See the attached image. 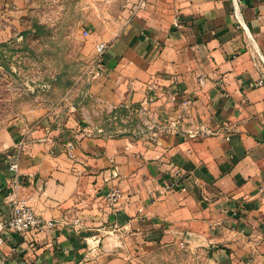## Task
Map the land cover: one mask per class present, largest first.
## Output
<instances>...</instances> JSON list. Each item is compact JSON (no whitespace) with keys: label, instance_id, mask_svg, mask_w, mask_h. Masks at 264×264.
I'll return each mask as SVG.
<instances>
[{"label":"crops","instance_id":"1","mask_svg":"<svg viewBox=\"0 0 264 264\" xmlns=\"http://www.w3.org/2000/svg\"><path fill=\"white\" fill-rule=\"evenodd\" d=\"M139 2L83 0L78 26L90 30L93 58L82 79L0 125V217L18 162L19 195L56 221L6 233V264H150L159 252L264 264V0ZM30 4L0 0V42L25 28ZM98 42L108 48L94 74ZM168 90L192 100L205 132H162L157 142L95 127V115L150 94L157 116H176ZM114 185L123 197L112 208L103 195Z\"/></svg>","mask_w":264,"mask_h":264},{"label":"rangeland","instance_id":"2","mask_svg":"<svg viewBox=\"0 0 264 264\" xmlns=\"http://www.w3.org/2000/svg\"><path fill=\"white\" fill-rule=\"evenodd\" d=\"M82 1L31 0L25 28L0 42V125L22 115L26 102L62 100L82 79L93 58L88 52L90 30L85 34L78 26L85 14ZM134 118L138 119L134 113L115 118L102 112L94 121L97 129L129 130ZM148 260L150 264H193L183 252L150 254Z\"/></svg>","mask_w":264,"mask_h":264},{"label":"built area","instance_id":"3","mask_svg":"<svg viewBox=\"0 0 264 264\" xmlns=\"http://www.w3.org/2000/svg\"><path fill=\"white\" fill-rule=\"evenodd\" d=\"M147 0H140L138 7L142 8L146 5ZM176 24L180 22V15L176 16ZM89 30H85V34H88ZM108 44L106 42H98L96 44V60L94 65L96 68L92 70L94 74H100L104 71L102 66H99L102 56ZM98 65V66H97ZM205 76L200 74L199 82L203 83ZM259 85L264 84V71L263 76L257 82ZM159 88L156 81H152L148 85V89L154 91ZM165 95L172 105H178V110L176 116L172 117L170 115L164 116L163 118L157 116L153 110L152 102L156 99L154 94L148 95L138 106L132 107V105H127L129 108L128 114H136L138 119L135 123V128L133 132L141 136H147L155 141H159V136L162 132H173L178 134L187 135L190 137H197L201 131L205 132V128H201V125L196 118L191 113V103L190 98L184 97L180 103H178V92L173 90H168ZM99 132L112 134L111 131H104L103 128L97 129ZM119 132L127 130H118ZM73 146V145H71ZM19 164L18 162H12L10 164V169L13 172V180L11 181V187L6 192L7 196V206L8 209L2 213L0 217V243L5 239L6 233L9 231L18 232L25 236L29 231L36 230L41 231L45 228H51L56 224L55 220L46 219L40 216L34 209V207L28 202L27 199L19 195L20 186V174L18 172ZM173 187H178L182 184L180 180H175L172 182ZM123 197V191L119 186H111L108 191L103 195L104 201L109 207H115L119 204L121 198ZM0 264H6L5 256L0 253Z\"/></svg>","mask_w":264,"mask_h":264},{"label":"trees","instance_id":"4","mask_svg":"<svg viewBox=\"0 0 264 264\" xmlns=\"http://www.w3.org/2000/svg\"><path fill=\"white\" fill-rule=\"evenodd\" d=\"M132 107H135V106H132ZM106 113V112H105ZM129 113V108L125 105H121V106H118L114 109H112L111 111L107 112L106 115H108L109 117H115V118H118L119 116L121 115H126ZM136 123V119L134 118V120H132V122H130L128 125H129V130L127 131H123V132H119L118 129H113L111 130V128H103L104 131L108 132V131H111L112 134H123V133H131V131H133V126L135 125Z\"/></svg>","mask_w":264,"mask_h":264}]
</instances>
